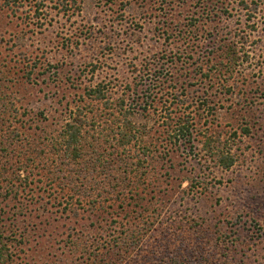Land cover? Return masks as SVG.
Instances as JSON below:
<instances>
[{"label":"rangeland","instance_id":"rangeland-1","mask_svg":"<svg viewBox=\"0 0 264 264\" xmlns=\"http://www.w3.org/2000/svg\"><path fill=\"white\" fill-rule=\"evenodd\" d=\"M0 90L4 264H264V0H0ZM122 98L146 166L123 181L111 141V176L60 187L85 166L61 158L70 116L110 134ZM169 116L194 140L174 143Z\"/></svg>","mask_w":264,"mask_h":264},{"label":"trees","instance_id":"trees-1","mask_svg":"<svg viewBox=\"0 0 264 264\" xmlns=\"http://www.w3.org/2000/svg\"><path fill=\"white\" fill-rule=\"evenodd\" d=\"M191 31H187V36L188 38H192L191 36ZM188 44V43H187ZM192 46L187 47V52L188 54L191 53ZM190 49V50H189ZM28 74V78H29ZM3 86V85H2ZM2 88V87H1ZM106 86L104 85H97L94 89H89L87 93L88 98H92L94 101H100L104 105V108L110 107V100L107 99L109 91L105 89ZM3 90H0V101L4 97H2ZM116 106L118 111L120 112V120L118 118L115 119V123L117 122V125L110 127V134H108L107 129L100 128V124L98 121H96L95 117H91L88 119L87 116L84 115V112L81 109H77L72 116H70V119L68 122L65 124L64 129L61 131L59 135V142L58 146L60 149L62 148V153L63 157L61 156L62 160H70L71 162H76L80 158L84 157V167L78 170V173L76 174L77 177L76 179H73L72 176H70L71 172H68V176L65 173L64 168H60L61 172H64V175L66 176L67 182L61 181V179L57 178L60 180L59 186H63L65 184H68L70 188H73L75 191L74 192H80V188H84V184H86V174H82L83 172H86V170H97L100 169L101 172H109V176L112 175V171L114 169V164L111 161H106L104 162V157L105 154V145H109L110 142L114 141V144H116V147L120 150L117 152L118 154L120 153V156H124V158L119 160L118 164V169H120V172L124 173L125 177L123 178V181L128 178V174H135L137 171L140 169L144 168L145 165V160L147 159V154H149V144L146 143L144 140V136H146V132L143 128H140L138 126H135L132 121H130V116L132 113L128 111H124L125 107V100L119 99L116 102ZM11 110L12 112H17V107H15L14 103L11 104ZM174 119V118H173ZM173 119L167 117V121L170 120V124L168 127H171V137L172 135L174 136V143L177 141H181L185 144H189L191 140L193 139V133H192V124L189 123V120H185V118H177L176 121ZM113 123V121H112ZM97 127L99 130H97ZM93 132L92 135H90V138L92 141H89L87 139V136L89 135L90 131ZM112 132V133H111ZM245 132L248 133V130L245 129ZM96 133V134H95ZM95 134V135H94ZM112 134V135H111ZM101 141L103 143L102 147L100 148H95V144H99L98 142ZM96 142V143H95ZM209 142H206L205 149L210 150V154L213 155L211 152V149L209 148ZM111 146V145H110ZM130 146H133L134 149H130ZM85 148L86 151H85ZM1 153L5 154L7 153V147H0ZM136 150L135 153H132V151ZM102 152V153H101ZM116 153V156H117ZM130 153H132L130 155ZM108 155V153H106ZM118 155V157H120ZM134 156V157H132ZM138 157L139 159L136 161H133V158ZM215 158L216 162L218 163V166H221L222 169H229L235 162L234 158L230 157L227 153L221 154V155H213ZM142 158H145L142 159ZM109 160V159H108ZM30 160L27 159L28 164H31L29 162ZM64 166V163L62 164ZM92 168V169H91ZM28 169V165L23 166L22 163L20 164V167L18 168V171L20 173H23ZM117 169V168H116ZM59 171V170H58ZM59 171V172H60ZM60 172V173H61ZM144 174V173H143ZM74 175V174H72ZM63 177V176H62ZM29 177H25L24 181H27ZM64 178V177H63ZM85 180H82V179ZM122 178H120L122 180ZM81 180V182H80ZM79 182V187L77 188L76 185L73 183ZM87 191H83V194L85 195ZM2 234L0 232V264H4L6 259L8 258V248L4 241L2 240ZM199 244H197L199 247H201V242L198 241ZM201 256L197 252V255H194L195 260L190 261L189 258H186L184 260H177L176 258L172 260L170 264H201L200 262L197 261V256ZM95 264V263H93ZM108 264V262L106 263Z\"/></svg>","mask_w":264,"mask_h":264}]
</instances>
